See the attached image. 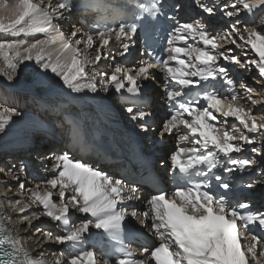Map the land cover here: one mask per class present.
I'll return each instance as SVG.
<instances>
[{
	"label": "snow or ice",
	"instance_id": "6c2138e0",
	"mask_svg": "<svg viewBox=\"0 0 264 264\" xmlns=\"http://www.w3.org/2000/svg\"><path fill=\"white\" fill-rule=\"evenodd\" d=\"M193 3L201 11L200 18L176 22L165 39V57L151 63L141 61L135 68L116 64L110 73L97 69V74L89 77L86 66L96 67L108 59V46L113 40L119 45V55L129 53L130 44L138 36L137 23L106 25L95 31L74 26L70 34H65L61 21L73 10L71 0H11L10 4L0 0V11L4 13L0 15V34L44 36L33 42L0 40V77L9 83L19 65L34 61L74 93H96L98 84L107 92L111 86L117 93L135 97L125 98V112L142 132L148 133L151 113L137 107L142 95L138 81L154 79L153 69L163 73V100L169 114L159 134L161 138L175 137L177 146L169 159L176 186L171 193L152 195L144 211L138 212L129 203L140 198L138 187L75 160L67 151L47 155L50 167L45 165V172L51 175L27 191L25 182L12 171L15 165L0 168V172L19 181L16 194L20 198L10 202L19 215L18 224L43 236L37 246L51 240L70 247L73 254L66 264H98L96 251L81 247L93 228L119 245L118 258L114 262L102 258V264H264V236L256 234L257 230L264 233V212L245 211L250 209V203L237 199L228 179L229 175L235 178L237 173H246L257 165L254 159L234 153L250 151L264 156V110L255 112L256 106L264 103V0H211V6L203 0ZM160 4L161 0L139 4L136 18L144 14L154 17ZM217 11L227 18L229 29L212 33L205 16L211 17ZM242 14L252 17L251 25L241 26ZM57 44L55 51L49 50ZM225 44L240 48L246 58L240 59L233 48H224ZM249 49L254 57H249ZM252 67L259 74L254 77L259 88L241 82V95L229 74L235 68L250 72ZM224 85L230 95L225 94ZM17 115L14 108L0 106V131ZM24 171L21 165L19 172ZM256 177L243 187L252 190L264 184V169ZM3 183L7 199L12 187ZM129 209L132 217L141 219L159 241L151 249L142 250L144 259H134L126 250L124 220ZM75 213L83 214L85 219L76 221ZM41 217L51 221L61 234L43 231ZM64 255L63 251L53 253L51 260H45L41 252L33 257L23 238L0 223V264H65Z\"/></svg>",
	"mask_w": 264,
	"mask_h": 264
},
{
	"label": "bare ground",
	"instance_id": "6f19581e",
	"mask_svg": "<svg viewBox=\"0 0 264 264\" xmlns=\"http://www.w3.org/2000/svg\"><path fill=\"white\" fill-rule=\"evenodd\" d=\"M3 14L4 13L2 11H0V15H3ZM65 16L68 17L69 19L71 17L74 18L76 20V22L78 23V21L74 17V15L69 17L65 14ZM247 23L251 24L252 18H248ZM71 24H74V26L76 27L75 23H71ZM78 28H80L79 24H78ZM5 39H6V37L3 39V35H0V40H5ZM11 39H18V38H8L7 37V40H11ZM57 46L58 45H56V47L51 46V48L49 50L53 51V48H55V49L58 48ZM111 59H109V60H111ZM0 62H1L0 67H3V62L2 61H0ZM26 62L24 64L19 65L18 70H17V75L14 77V80L11 83H16L15 85H20L22 83L23 79H26L28 82L32 81L33 73L36 72V70L40 67L34 61L28 62L29 63L28 65H26L27 64ZM113 62L114 63L117 62V58L113 59ZM59 80L60 79L58 77L54 76V77H52V79L49 80V81H51V83L49 82V84L54 86V84L58 83ZM60 82H62V81L60 80ZM11 83H9L4 77H0V104L2 106L4 105V106L9 107V108H14L19 113V115L13 116V118L9 122V124L5 126L4 131H0V161L1 160L5 161L7 159L9 160L11 157H16V158L21 157L22 158L23 154H26V152L29 149H31V152H32L31 154L33 156L36 155L39 158L38 160H36L37 165L43 166V164L47 163V161H48L47 158L41 157L38 155V153H40L41 150H46V149L50 150L51 149L50 147H48L44 143V141H46L48 139L43 135H49L50 134L49 132H51L50 131V125L48 124V121L46 120V118H47L46 112L43 111L45 109L46 110H49V109H54V110L69 109V111H73V113H74L73 119L78 120L82 124L85 122V119L82 115V111H86L87 113L93 112V113L101 114L100 115L101 122L104 124L105 127H106L105 120L112 121V117H113L112 114H111L112 117L109 114H106L107 111H105V109H104L105 107L101 108L102 106L100 105V103H99V105L101 106L100 108H96V107H99V105H97V106L95 105V107H91L88 104H85L84 103L85 101L83 102V100H80V99H75L76 101L74 102V101H70L69 99L62 97L60 95H52L51 94V96H46V95L42 94L41 92H39V90H37L38 88L34 89L35 90L34 93H38L37 97L33 96V94H31L32 90L29 91L30 93H27L25 95V93L23 91H21V89H20V91L23 92V94L21 92H18L17 90H14V88H13L14 86L11 85ZM154 86L159 88V85L155 84ZM65 91H66V93L73 95V97L76 95H79V94H83V96H84L86 94L91 93V95H92V92H89L87 90H84L83 92H80V93H74L67 87H66ZM154 92H156V91H154ZM154 94H156V93H154ZM153 101L154 100H152L150 98V104ZM162 108H163V103L158 101V102H156V107L153 110L154 111H160ZM101 111L106 112L105 113L106 116H104V114H102V113H99ZM115 114L116 113H114V115ZM107 115H109V116H107ZM102 118H104V119H102ZM229 119H231V118H229ZM93 120H94V118H93ZM95 120H96V118H95ZM113 120L116 121L117 119L115 118ZM51 122H50V124H52ZM98 124H99V122H98ZM100 127L103 129L105 128L101 125H100ZM33 133H38L39 137L32 139ZM34 140H38V142H34ZM33 156H32V158H33ZM27 159L29 160L30 158H27ZM0 163H1V165H4V162L3 163L0 162ZM5 165H6V163H5ZM13 165H15L16 167L13 168L12 171H13V173H15L19 176V181H23L25 183L28 182L31 185V183L34 179V177H33L34 175H32V173H30L29 175H26L27 172H25V174L19 172V168H20L19 165L21 166V164L20 163L17 164L16 161L13 162V164H7V167L12 168ZM108 166H111V165H108ZM25 169H28V166H27V168L25 167ZM36 170L39 171V168L35 167L33 169V172ZM26 171H28V170H26ZM0 174H1L0 175V217H8L9 218V220H7V221L0 220V223H5L6 227H8L10 229H14L15 235H19L23 238V240L26 242V247L28 248L30 255H32L33 257H38L39 254L41 252H43L44 253L43 258L45 260H51L53 258V256H52L53 253L59 254L61 251H63V249L65 251H67V253H69V255L73 254V250L70 247L65 246V245H58L51 240H45L41 246H37V240H40L42 238V235L38 236L36 238H32V237H30L31 235H27L28 230H27L26 226L18 224L19 215L16 212H14L12 210V208L10 207V202H14L16 199L20 198L16 194V188H13L15 185L18 184L19 181H14L11 178V174H7L6 172H0ZM47 174H48V176H47V178H48L51 175V173H47ZM21 175H22V177H20ZM41 175L44 176V173ZM41 175L39 174V177ZM37 177H38V175H37ZM4 181L7 182L8 186L12 187V193L8 196L7 199H5V197L3 195V193L6 191V188L4 187V183H3ZM30 211H32V209ZM80 216L85 217L83 214H80ZM41 220L44 221V224L41 226H42V228L45 229V232H47L46 230H49L50 232H52L54 234H61L60 229L56 228V227H52L51 226L52 222L49 221L47 218H44ZM34 222H38L40 224V221H34ZM19 229H23V230H19ZM44 229H43V231H44ZM92 231H93V229L91 230V232ZM87 239L91 240L92 238L89 235H87ZM86 240L81 245V247L84 249L86 246H89L88 243H86ZM58 249H60V250H58ZM67 258L68 257H66V258L63 257L65 264H66Z\"/></svg>",
	"mask_w": 264,
	"mask_h": 264
},
{
	"label": "rangeland",
	"instance_id": "374dc122",
	"mask_svg": "<svg viewBox=\"0 0 264 264\" xmlns=\"http://www.w3.org/2000/svg\"><path fill=\"white\" fill-rule=\"evenodd\" d=\"M223 2H225V0H222ZM7 2L10 4L11 3V0H7ZM66 17V16H65ZM71 20L73 21V23H75L76 24V28H78V23L76 22V20L74 19V18H68V17H66L63 21H61V30H62V32H64L65 34H70L73 30H74V24H71L72 22H71ZM246 20V21H245ZM245 20H240V24H241V26H244V25H251V24H248L247 23V19H245ZM229 29V28H228ZM0 35H3V34H0ZM6 37V39H7V37L8 38H18L17 40H21V41H25V42H33L35 39H43L44 38V36H43V34H37L35 37L34 36H24V35H21V36H19V37H12V36H8V35H3V39ZM58 46L57 47H59V44H57ZM54 47H56V45H53ZM82 47V46H81ZM230 48H231V46H230ZM53 51H55V48H53ZM84 54H88V52H87V50H84ZM112 54V53H111ZM248 55H249V57H254L255 56V54L254 53H251V51H250V49L248 50ZM112 58V59H111ZM109 59H111V60H109ZM113 59H116V57L114 56V55H110V57L108 58V59H106V62H105V66L106 67H109V68H111V62H113ZM110 62V63H109ZM1 63V62H0ZM27 64L26 65H28L29 63H28V61L26 62ZM113 65V64H112ZM87 67V70H88V74H89V77H91L92 75H94V74H97V73H95L94 71H93V69H95V71L97 72V69H99V70H102L103 71V69H102V67L103 66H96V67H94V66H92V65H87L86 66ZM91 67H93V69L91 68ZM55 75L54 74H52L51 72H45V71H43V70H41L40 68H38L37 70H36V72H34L33 73V77H32V81L31 82H28L26 79H23L22 80V83L20 84V85H15L16 83H11V85H13L14 87V90H17L18 92H21V91H23L24 93H25V95L27 94V93H30L29 91H31L32 90V92H31V94H33V96H38V93H34V89H36V88H38L37 90H39V92H41L42 94H44V95H46V96H51V94L52 95H60V96H62V97H65V98H67V99H69L70 101H76L75 99H80V100H83V102L85 103V104H88L89 106H91V107H95V105L97 106V105H99V103H100V105L102 106H100L99 105V107H96V108H103V107H105L104 106V104H102L101 102H99L100 100H103L104 98L105 99H110V98H112L111 97V92H112V88L113 87H109V90L107 91V92H105V91H103L102 89H100V86H99V84L97 85V87H98V91L96 92V93H92V95H91V93L90 94H86V95H84L83 96V94H79V95H76V96H74L73 97V95H70V94H68V93H66V91H65V89H66V87L64 86V87H61L62 86V82H60V80H59V82L58 83H56V84H54V86L53 85H51V84H49V82L51 83V81H49L50 79H52V77H54ZM248 76H250V75H248ZM49 79V80H48ZM49 84V85H48ZM247 84L248 85H250V86H252V87H254V88H259V86L258 85H256V83H255V80H253V79H250V77L249 78H247ZM154 88H155V90L154 89H151V99L152 100H155L156 98H158V91H157V87L156 86H154ZM20 89H21V91H20ZM115 90V89H114ZM154 91H156V92H154ZM23 92H21L22 94H23ZM154 93H156V94H154ZM63 94V95H62ZM94 94V95H93ZM90 95V96H89ZM95 96H100V97H104V98H99L98 99V97H95ZM93 97V98H92ZM156 97V98H155ZM74 98V99H73ZM112 100H114L113 98H112ZM154 102V101H153ZM153 102L150 104V106L152 107V109H154L155 107L153 106ZM78 103V102H77ZM97 103V104H96ZM242 103H243V101H242ZM1 105V104H0ZM2 106V105H1ZM4 106V105H3ZM4 107H6V106H4ZM105 109V111H107V113L106 112H99V113H102V114H104V116H106V114H109L110 116H111V114H112V120L113 119H117L118 120V118H120V117H122L123 116V114H122V112L121 111H118V109H117V107L116 106H114V102H112V104H111V106H109V107H105L104 108ZM261 110H264V103H262V104H260V105H257L256 106V108H255V112L257 113V114H259L260 113V111ZM44 112H46L47 110L45 109V110H43ZM106 113V114H105ZM114 113H116L115 115H114ZM93 114H95V113H93L92 112V115ZM100 115L101 114H97L96 115V120H95V123H96V125L97 126H100V123L98 124V121L97 120H99V118H100ZM109 115H107V116H109ZM46 117H47V112H46ZM46 120H47V118H46ZM231 120V119H230ZM47 122V121H46ZM49 122H51V121H49ZM123 122V125H120L122 128H125L126 127V125H125V122L124 121H122ZM52 123V122H51ZM85 124H87V123H85ZM242 127V126H241ZM105 129H106V127H105ZM36 137H39L38 136V133H33L32 134V139H34V138H36ZM34 142H38V140H34ZM49 150V149H48ZM46 151H47V149L46 150H41L40 151V154L41 155H39V156H41V157H44V154L46 153ZM32 152H31V149H29L27 152H26V154H23V156H22V158L21 157H11L9 160L7 159V160H5V161H0V162H4V165H1V163H0V168H5V169H8V167H7V164H13V162H15L16 161V163L17 164H21V165H23L24 167H26L27 168V166H28V164H30V163H32V161H33V158H32V154H31ZM44 153V154H43ZM30 154V155H29ZM253 154V153H252ZM255 154H253V156H254ZM27 156V158H30L29 160L28 159H26V161H25V157ZM30 156V157H29ZM4 158V157H3ZM6 159V158H5ZM16 159V160H15ZM22 159V160H21ZM9 162V163H8ZM5 163H6V165H5ZM26 163H27V165H26ZM37 162H36V160H35V165H33V166H35L36 168H38L37 166ZM31 167L32 169H34L35 167ZM19 167H20V165H19ZM18 167V168H19ZM39 167H41L42 168V166L40 165ZM26 170H29V166H28V169H25V171L23 172L24 174H25V172H27V174L26 175H29L30 173H29V171H26ZM39 170H40V168H39ZM1 175V174H0ZM32 175H34L33 177H34V179H33V181H32V183H31V185H30V183H25L26 184V190L25 191H27V189H32V188H34L35 186L34 185H36V184H42L45 180H46V178H43V180H42V178L41 177H39V174H38V171H36V173H33V171H32ZM37 175H38V177H37ZM40 175H41V173H40ZM3 176V175H2ZM20 177H22V175L20 176ZM41 178V179H40ZM13 188H16V185L13 187ZM35 209H32V211H34ZM45 217H41V219H44ZM90 218V217H89ZM74 219L76 220V221H80V220H83V219H85V217H82V216H80V213H75V216H74ZM34 224H39L38 222H34ZM44 229V228H43ZM28 230V229H27ZM44 231H45V229H44ZM47 232H49V230H46ZM36 234V235H35ZM38 234V235H37ZM27 235H31L30 237H32V238H36V237H38V236H41V234L40 233H37V232H35V230L34 229H32V230H28V233H27ZM44 238H43V236H42V238L40 239V240H43ZM85 248H90V247H88V246H86ZM58 250H60V249H58ZM63 252H64V258H66V257H68L69 256V253H67V251H65L64 249H63ZM67 253V254H66Z\"/></svg>",
	"mask_w": 264,
	"mask_h": 264
}]
</instances>
